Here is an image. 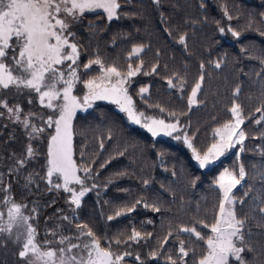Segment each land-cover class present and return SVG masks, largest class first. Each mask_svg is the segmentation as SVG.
Segmentation results:
<instances>
[{
  "label": "trees",
  "instance_id": "16d2710c",
  "mask_svg": "<svg viewBox=\"0 0 264 264\" xmlns=\"http://www.w3.org/2000/svg\"><path fill=\"white\" fill-rule=\"evenodd\" d=\"M226 11L232 19L225 15ZM121 12V18L111 23L102 14H86L72 26L71 31L75 32L80 46L82 78L99 74L96 65L87 74L82 67L97 56L106 66L115 64L124 72L129 63L135 68L142 62V73L151 72L152 67L157 66L155 73H141L132 78L129 94L135 107L146 116L166 121L170 113L175 112L179 131L174 136L187 134L200 151L213 142L215 129L232 119L229 109L235 101L245 118L241 128L246 134V151L240 154V161L235 155L240 147L237 145L214 166L200 169L182 139H154L128 123L112 104L98 102L91 109L78 112L73 121V158L92 170L91 177L85 179L91 190L81 199L79 209L67 202L69 193L62 189L48 191V185L40 179L46 172L47 139L43 143L30 141V129L11 122L6 112L0 117V173L4 174L5 182L11 184L14 198L28 206L26 211L35 202L37 219L33 223L38 226V239H43L44 232H51L56 225L62 226L65 235H71L76 232L78 222L87 224L98 237L111 241L114 250L131 252L126 264H166L169 254L178 260L177 235L185 239V247L188 246L189 238L187 234L178 233L179 225L194 226L207 233L198 221L211 223L214 219L219 197L213 184L220 171L237 169L238 164L243 163L248 176L245 187L237 195L243 196L252 185L257 192L262 190L257 164L260 152L264 151V121L256 124V120L264 114V63L261 62L264 61V0H127L122 3ZM219 26L239 31V39L228 32L221 34ZM181 36L185 37L183 44L179 43ZM135 46L143 47V52L129 59ZM217 62L221 63L220 68L215 67ZM201 64L204 80L197 103L189 109L188 96L199 79ZM181 77L184 80L182 91L177 87L169 88L168 79L179 85ZM141 87L148 88L143 98L137 95ZM237 89L239 92L234 96ZM76 92L84 93L82 83L78 84ZM16 102L17 98L9 95L8 103ZM19 102L24 113L29 110L48 113L35 96L31 105L27 96L19 97ZM156 105L166 111L161 113ZM257 108H261V112L258 113ZM32 122L43 126L40 119L34 118ZM29 143L37 154L19 170V176L9 174L10 168H19L16 161L24 158ZM29 173L38 174L29 185L31 192L22 187ZM78 175L84 177L83 172ZM145 180L148 181L146 186ZM254 195L256 192L249 193L244 198L245 203L236 206L240 217H249L244 229L247 247L242 255L247 264H264V214L259 211L264 204L253 201ZM137 199L149 207L141 203L130 214L115 217L120 207L130 206ZM153 205L160 210L153 211ZM109 215L114 218L108 220ZM63 216L73 222L62 220ZM133 229L143 237L135 243L128 240ZM169 231L172 235L168 243L160 248ZM117 238L128 242L117 245ZM101 243L106 245L104 239ZM18 251V245L6 237L0 238V264H19ZM152 251L159 253L158 258H151ZM137 255L140 261L135 259ZM186 259L190 261L191 254Z\"/></svg>",
  "mask_w": 264,
  "mask_h": 264
},
{
  "label": "snow or ice",
  "instance_id": "6c2138e0",
  "mask_svg": "<svg viewBox=\"0 0 264 264\" xmlns=\"http://www.w3.org/2000/svg\"><path fill=\"white\" fill-rule=\"evenodd\" d=\"M158 2V0H154ZM122 3L127 0H0V117L7 113V118L22 125L28 131L29 140L47 139L46 148V172L40 179L48 185V191L53 189L69 193L68 203L81 207V199L91 190L85 179L91 177V169L79 164L74 158L73 137L75 135L73 121L78 112L91 109L97 101H106L116 105L119 112L124 113L129 123L139 126L151 134L152 138L172 137L183 144L191 152V158L200 169L217 164L232 149L239 145L235 153L237 161H240V154L246 151L245 131L241 125L245 123L241 107L233 101L229 111L232 119L225 122L222 127L215 129V139L206 150H198L192 139L187 134L183 137L175 135L179 131V119L176 113H170L169 120L146 116L139 111L134 103L133 97L129 94L132 78L142 73V62L133 67L128 64L124 72L115 64L106 66L97 56L83 64L85 74L93 65L98 66L99 75L83 79L80 74L81 65L79 45L75 40V32L71 31L74 24L85 18L86 14L99 16L102 14L109 23L118 20L122 16ZM203 7V5H201ZM225 15H228L227 11ZM92 27V25H90ZM221 34L228 32L233 38L239 39V31L231 27L218 28ZM185 37L181 36L179 43L183 44ZM143 47L135 46L131 50V56H139ZM264 63V61H261ZM216 68L221 63H215ZM201 74L188 96V106L197 103V94L202 87L204 80V65H200ZM157 71L153 66L151 72H143V75H150ZM264 71V69H262ZM180 84L176 85L173 79H168L169 88L177 87L183 90L184 80L180 78ZM83 84L84 93L80 96L76 90L78 84ZM237 92L233 95H237ZM148 93L147 87H141L137 95L142 98ZM9 95L17 98L15 104L8 103ZM27 96L28 103L33 104V96L38 98L42 109L48 113L34 112L29 110L23 112L19 97ZM161 113L166 109L159 105ZM256 111L261 112V108ZM40 119L43 126L33 123V119ZM172 118L175 122H172ZM264 121V114L256 120V124ZM51 130V131H49ZM103 148V144H101ZM31 143L26 148V155L17 159L19 168H10L9 174L19 176V170L35 157ZM83 155V154H82ZM260 169V180L262 190L257 192L254 185L248 186L243 196H238V191L245 187L244 182L248 174L243 163L238 164L237 169L224 168L215 177L213 187L218 190V206L214 211V219L211 223L199 220L202 228L207 233L198 230L194 226H178V233L188 236V246L185 247V239L180 238L176 256L169 254L166 257V264H247L246 257L242 255L247 247L245 242L244 229L247 215L243 218L238 215L237 205L245 203V197L249 193L256 192L253 201L264 204V151L260 152V161L257 164ZM83 172L82 178L78 173ZM37 173H29L25 178L23 188L28 189L34 183V176ZM253 177L256 173L252 174ZM145 186L148 181H144ZM78 185L79 188L73 187ZM96 187L95 184L92 185ZM144 203L137 199L132 205H124L115 212V217L130 214L135 210L136 205ZM145 207H149L144 203ZM153 211H159L158 207L151 206ZM28 206L18 202L12 195V186L5 182L4 174L0 173V238H7L13 244L19 246V264H126V257L132 255L125 250L113 249L111 241L101 238L87 225L76 223V232L65 235L61 231V225L51 231L44 232V238L38 239V226L33 223L37 219V208L35 202L33 207L26 211ZM73 209V211H75ZM264 214V207L259 208ZM113 215L108 216L112 220ZM62 220L72 223L67 217ZM151 233L147 236L151 237ZM172 235L169 231L159 244L163 248L168 243V237ZM53 237L57 239H49ZM195 239L192 240L191 238ZM141 232L133 229L128 240L138 242L142 239ZM106 241L102 245L101 240ZM116 239L115 243H127ZM201 242L203 247H201ZM249 250H251L249 248ZM191 254V260H187ZM152 259L159 256L157 251L150 253ZM140 261L139 255L135 257ZM142 264V262H141Z\"/></svg>",
  "mask_w": 264,
  "mask_h": 264
},
{
  "label": "rangeland",
  "instance_id": "374dc122",
  "mask_svg": "<svg viewBox=\"0 0 264 264\" xmlns=\"http://www.w3.org/2000/svg\"><path fill=\"white\" fill-rule=\"evenodd\" d=\"M99 75V74H98ZM83 95V94H82ZM82 95H80V96H82ZM37 100H38V98H37ZM98 102H106V101H97L96 103H98ZM106 103H108V102H106ZM113 105V104H112ZM114 106V108L116 109V110H118V108H117V106L116 105H113ZM193 106V105H192ZM119 111V110H118ZM82 112H84V111H82ZM123 115H124V117L126 118V115L124 114V113H122ZM127 119V118H126ZM172 122H174V121H172ZM129 123V122H128ZM131 124V123H130ZM136 126V125H135ZM137 127H139V126H137ZM222 127V126H221ZM140 128V127H139ZM144 130V129H143ZM145 132H147L146 130H144ZM148 133V132H147ZM148 134H150V133H148ZM151 135V134H150ZM160 138H164L163 136H161ZM193 161V160H192ZM194 162V164L196 165V166H198L196 163H195V161H193ZM208 168H210V167H208ZM73 187H76L77 189L79 188V186H77V185H74Z\"/></svg>",
  "mask_w": 264,
  "mask_h": 264
}]
</instances>
